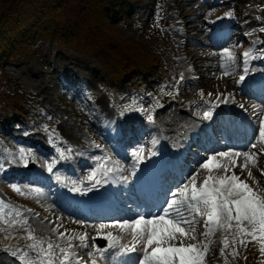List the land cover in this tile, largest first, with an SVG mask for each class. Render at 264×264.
I'll list each match as a JSON object with an SVG mask.
<instances>
[{
  "label": "rangeland",
  "instance_id": "374dc122",
  "mask_svg": "<svg viewBox=\"0 0 264 264\" xmlns=\"http://www.w3.org/2000/svg\"><path fill=\"white\" fill-rule=\"evenodd\" d=\"M133 6L134 4L132 8ZM153 6H159V8L154 10ZM225 7L236 8V14L230 28L226 31L227 39L219 40V35H217L214 41L212 38L214 35L213 19L215 14ZM136 11L143 23L147 21L146 16L153 13L148 30L150 33L157 34L156 40L152 44L160 51L166 64V71H155L158 74V79H162V82L160 80L152 87L151 92L148 93L149 97L139 106L126 101L119 105L114 101L113 91L104 87L105 70L95 53L85 52L81 55L79 49L74 50L70 47L59 49L57 43L54 45L52 41H48L42 45L41 50L33 51L32 58L37 55L36 59L35 57L31 58L26 63L22 62L24 60H18L19 63L5 66L6 75L18 82L20 91L36 93L41 108L54 119L41 121L40 116L36 115L35 122H38L40 126L34 128L24 123L22 129L20 126H13L9 116L3 112L0 114L1 139L5 143L2 151L8 155L7 158L5 155L0 156V164H3V167L0 168V200L14 205L27 220V223L23 225L12 226L16 232L28 233L31 231L38 239L51 240L62 247L67 245V236L76 232L78 234L87 233L88 247H80L78 239V244H75L76 254L85 253L87 256H89V252H92L91 245L94 242L93 238L98 235V231L99 235L108 232L118 234L122 237L121 244L131 243L130 233L113 226V221H102L97 223V228H94L91 224L90 227L86 225L87 222H83L84 220H81L80 217L71 214V221L64 219L57 224L53 220L52 209L54 205L52 191L57 192L56 188L49 185L44 189L43 186H38V183L27 181L26 178L14 177L12 180L10 176L17 173L33 177L34 174L39 179H45L50 173L47 171L50 163L56 161L54 170L56 165L59 166L61 162L65 161L70 162V159L77 155L80 158V166H78L77 158L71 160L76 161L78 167L75 169L79 172L77 179L79 180V175L84 176L86 171L91 168L88 164L96 157L101 158V153L98 154L95 147L105 150L103 146H106L109 151L113 152V164L117 169L115 179L118 184L120 182L127 188L121 191V195L135 197L137 200L139 186L135 166L130 160L129 153L125 154L127 152L124 150L121 154L117 153L119 151L117 140H120L116 134L117 127L127 128L129 131L131 128L134 129L132 132L136 138L131 141L133 147L144 150L148 148L161 149L163 144L157 134L159 130L156 125L157 120L162 116H175L174 126H176L180 118L188 119L189 114L186 111H196L199 115L204 116V112L207 110L202 107L200 99L206 96L214 101L215 92L218 91L231 92L236 99L241 100V103L249 105L255 117V125L252 128L255 131L237 133L234 130L235 126L231 123H225L220 118L213 122L209 118L207 121L209 131L205 136V143L210 148L204 145L202 149H196L200 156L193 157L194 161L189 163L188 168L181 170V177H176L175 183L171 182V185L168 186L169 180H172L171 176L165 179L163 186L167 187L166 194L170 199V194L190 183L193 176L196 177L198 184L202 177L209 174L224 175L223 167L212 168L211 173L201 167L208 157L215 156L216 161L221 165H228L227 175L231 176L235 173L243 181H249L254 190L264 195V175L262 174L264 138L260 136V131L264 128V100L260 102L244 93L239 87L237 79V75L241 73L240 51L260 49L261 44L259 40H253L252 31L255 27H264V1L247 0L243 8L239 9L236 0H180L179 6L173 0H158L156 3H152V0H142L136 6ZM118 30L121 37L131 43L143 40L149 44L143 35L133 30L132 26L120 24ZM158 31L162 34L160 35ZM243 35L244 37L252 35L253 38L250 37L252 44L249 47L242 43ZM162 40L166 42L167 48H161ZM225 49H228L232 56L225 53ZM146 51L149 52L150 47ZM193 65L195 68H191ZM225 72L228 74L225 75ZM224 98L227 99L226 94ZM149 116L152 117L151 120ZM163 119L169 121L166 117ZM165 126L171 128L172 123L165 122L162 128ZM73 128H76L77 131ZM122 146L120 145V147ZM20 149L24 150L28 160L27 164L20 160ZM60 150H63L66 158L61 159ZM89 150H93L95 153H90ZM105 151L107 152V150ZM227 151L249 152L254 155L255 164L249 162L247 168H244L239 166L243 165L246 159L243 155L239 157L217 155ZM13 158L16 159V163H11ZM83 161L85 164H82ZM230 161H234L238 166L233 167ZM30 162L37 164L39 169L30 170L28 165ZM249 169L252 173L251 176L248 175ZM13 184L17 185L24 194L15 191L12 188ZM3 188L8 189L11 196ZM36 189L40 190V194H37ZM164 197L163 193V199ZM124 203L128 204L129 202ZM164 204L162 202V205L155 206L152 213H155ZM118 208L120 207L118 206ZM193 215L197 221L195 224L196 239L185 238V242L199 244L201 238L206 240L210 249L203 257V264H231L229 259L233 254L227 251V247H224L223 239L227 237L230 243L238 236L236 229L227 231L222 228L216 229L214 234L205 237L202 235L205 231L203 217L195 213ZM6 218L9 220L21 219L15 217V214ZM34 218L48 223L53 228L62 225V227H58L57 232H66V237L64 239L59 236L55 238L57 235L50 237L44 231L41 232L31 224V220ZM100 224H107L110 227L98 230ZM243 226L251 227L247 222H244ZM45 247H47L46 244ZM221 249H223V255H215V252L217 253ZM25 253H20L14 258L13 255L1 251L0 264H23L24 261L20 257L28 256ZM56 256L60 257L58 251ZM223 256H225L224 260ZM31 257L32 260L36 259L35 254ZM93 260H96V264L102 263L100 259L94 258ZM238 264L241 263L238 262ZM248 264L253 263L250 261Z\"/></svg>",
  "mask_w": 264,
  "mask_h": 264
},
{
  "label": "snow or ice",
  "instance_id": "6c2138e0",
  "mask_svg": "<svg viewBox=\"0 0 264 264\" xmlns=\"http://www.w3.org/2000/svg\"><path fill=\"white\" fill-rule=\"evenodd\" d=\"M226 15H231V13H227ZM224 52L232 56V53L228 49H225ZM243 55L247 58L251 54L250 52H245ZM244 72L245 74L248 72L247 61H245ZM227 74L225 72V75ZM244 79L245 76L242 75L238 82ZM201 95L203 96V93ZM215 106L213 105V107ZM211 115V111L204 112L205 118H211ZM149 119L151 120L152 117L149 116ZM260 136L264 138V128L261 129ZM143 151L144 149L140 148L138 151L133 152V155L142 159L141 153ZM60 152L61 159L66 158L63 150H60ZM151 154L155 155V153ZM217 155L220 157H239L243 155L246 159L244 164L239 166L244 168H247L249 162L253 165L255 164L254 155L249 152L233 153L227 151L218 153ZM96 159L100 160L101 158L96 157ZM20 160L25 164L28 163L23 149H20ZM215 160V156L208 157L201 167L207 169L209 173H211L212 167H223L225 171L224 175L213 176L209 174L204 178L200 186H197L196 177L193 176L190 183L172 192L170 194L172 198L166 200L164 206L159 208L155 213L149 212L147 216L143 213H138L131 220L114 222L113 226L119 227L121 231L130 233L132 236L131 244H121V236L108 232L103 237L108 242L107 248L101 249L96 247L95 251L99 252L101 256L109 248H119L118 255L136 253L137 255L134 259L129 257L131 264H203V257L208 251V243L185 244L184 242L185 238L196 239L195 224L197 221L195 215H193L195 213L206 217L204 220L205 231L202 233L203 236L208 237L214 234L216 229L222 228L227 231L235 228L239 235H247L252 240L258 241L261 244L260 250L264 253V195L254 190L248 183L235 175V173L231 176L227 175L228 165H220L219 162L214 165L213 161ZM11 163H16V159L13 158ZM55 163L56 161H53L48 165V172L53 171ZM230 163L233 167L238 166L234 161H230ZM2 167L3 164H0V168ZM97 167L105 169L104 164H100ZM109 171H112V169H105L104 175H107ZM96 175L97 172L94 170L88 177L89 180L95 181L92 187H95V184L107 182L95 180ZM248 175H252L250 169L248 170ZM56 179L60 180V177L57 176ZM12 188L24 194L17 185L13 184ZM73 190L80 191L79 188H74ZM90 190L91 188L85 189V191ZM35 191L37 194H40L39 189ZM13 214H15V217H20L21 219L9 220L6 218L12 217ZM0 221L9 226L27 223L26 218H23V214L19 209L3 200H0ZM233 221L236 223L233 224ZM244 222H247L251 227H244ZM58 227H62V225ZM58 227L52 230L57 231ZM108 227L110 225L100 224L98 230ZM3 230L6 229H0V231ZM59 237L64 239L66 232H59ZM26 238L33 241L28 247L33 250L36 259L32 260L27 255L21 256L20 259L24 261V264H86L82 257L77 256L75 252L76 245L73 244V240L78 239L80 247H88L86 243L88 239L87 233L67 236L66 247H62L51 240L38 239L31 231L28 232ZM177 240H179L178 245L174 243ZM240 243H246V241L241 239ZM45 244L47 247H45ZM223 244L225 248L228 246L227 237L223 239ZM137 245L140 247H137ZM57 251L60 253V257L56 256ZM221 252L223 253V249H221ZM233 254H236L235 251ZM12 255L15 256L16 253L13 252ZM88 255L92 256L93 253L89 252ZM91 264H96V260H92Z\"/></svg>",
  "mask_w": 264,
  "mask_h": 264
},
{
  "label": "trees",
  "instance_id": "16d2710c",
  "mask_svg": "<svg viewBox=\"0 0 264 264\" xmlns=\"http://www.w3.org/2000/svg\"><path fill=\"white\" fill-rule=\"evenodd\" d=\"M132 2L133 0H0V59L11 61L26 58L32 47L40 46L47 40L56 41L58 45L71 44L74 48L80 47L105 56L106 67L111 73L109 80L117 90L123 91L130 84L150 76V65H159L160 62L157 57L144 55L138 47L124 42L116 30L120 23H132L136 16L135 11L129 10ZM1 76H4L2 70L0 110L27 117L26 112L30 107L25 110L24 99L11 92L17 90V84L9 82L6 88H2ZM9 238L0 232V248L9 243ZM17 241L23 243V237L18 236ZM251 243L254 251H260L261 246L256 245L257 241L251 239ZM238 251L239 254L242 253L243 261H249V250L239 248ZM256 260L261 262L260 254Z\"/></svg>",
  "mask_w": 264,
  "mask_h": 264
},
{
  "label": "bare ground",
  "instance_id": "6f19581e",
  "mask_svg": "<svg viewBox=\"0 0 264 264\" xmlns=\"http://www.w3.org/2000/svg\"><path fill=\"white\" fill-rule=\"evenodd\" d=\"M239 67V66H238ZM161 132L163 133L164 130L161 129ZM91 155V154H90ZM89 155V156H90ZM91 157V156H90ZM66 162V161H65ZM75 167H77V164H76V161L75 160H71L70 162L68 163H60L59 166H56V170L60 173L63 174V176L67 177V179H69L71 182H76L75 180L77 179V175H78V172L77 170L75 169ZM162 171H160L159 169V165L157 163L153 164V166L151 167V174L152 175H155V176H158L161 174ZM56 176L54 177H57V176H61V179L59 180V183H62V184H69L70 182H65L64 180H62L64 177L59 174V173H56L55 174ZM117 180V179H115ZM120 183V182H119ZM140 185H144V186H148V189H151L153 191H155V187L156 185L155 184H152V182H141L139 181ZM52 193L54 194V200H53V203L54 205L52 206V209H53V220L59 224L62 220L64 219H68V220H72L70 218V214H73L69 211V209H65L64 205V200H68L66 198V196H63V194H57L56 192L52 191ZM141 206V205H140ZM137 214H135L134 216H131L129 217L126 213H123V214H120L117 218H115L113 220V223L116 222V221H120V222H123L124 220H131L133 219ZM72 217V216H71ZM110 219H113V216L110 217ZM76 220V219H75ZM97 223L99 222H95V221H88L86 223V225H88L90 227V224L93 225L94 228H97ZM34 225L41 231H44L45 234H47L48 236H55V235H59V233H57L56 231H53V227L51 225H49L48 223L46 222H41L39 220H36L34 222ZM116 227V226H115ZM76 234H72L71 236H75ZM110 261L112 264H115V260L112 258V257H109ZM130 264V263H129Z\"/></svg>",
  "mask_w": 264,
  "mask_h": 264
}]
</instances>
